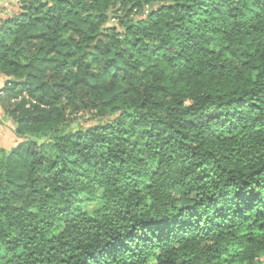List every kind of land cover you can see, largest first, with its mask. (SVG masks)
I'll return each instance as SVG.
<instances>
[{
	"label": "trees",
	"instance_id": "obj_1",
	"mask_svg": "<svg viewBox=\"0 0 264 264\" xmlns=\"http://www.w3.org/2000/svg\"><path fill=\"white\" fill-rule=\"evenodd\" d=\"M15 5L0 264H264V0Z\"/></svg>",
	"mask_w": 264,
	"mask_h": 264
},
{
	"label": "rangeland",
	"instance_id": "obj_2",
	"mask_svg": "<svg viewBox=\"0 0 264 264\" xmlns=\"http://www.w3.org/2000/svg\"><path fill=\"white\" fill-rule=\"evenodd\" d=\"M4 4H5V0H0V18H5L8 15L7 13L11 9H14L16 6L19 5V4L15 5L13 3L14 6L9 5L8 8H6L7 5L4 6ZM4 80H5L4 78L0 77V89L3 87ZM87 118H88L87 115L84 116L79 115L77 117L78 121L82 125H86L88 123L87 120H85ZM13 130H14L13 121L4 115L0 106V147L9 149L14 147L20 141V139L16 137L15 134L13 133Z\"/></svg>",
	"mask_w": 264,
	"mask_h": 264
},
{
	"label": "built area",
	"instance_id": "obj_3",
	"mask_svg": "<svg viewBox=\"0 0 264 264\" xmlns=\"http://www.w3.org/2000/svg\"><path fill=\"white\" fill-rule=\"evenodd\" d=\"M19 2V0H5V4H4V6H6L7 5V7L9 6V5H11V4H17ZM11 3V4H10ZM6 7V8H7Z\"/></svg>",
	"mask_w": 264,
	"mask_h": 264
}]
</instances>
